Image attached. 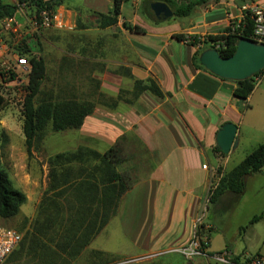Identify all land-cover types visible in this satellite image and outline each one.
Returning a JSON list of instances; mask_svg holds the SVG:
<instances>
[{"label":"rangeland","instance_id":"374dc122","mask_svg":"<svg viewBox=\"0 0 264 264\" xmlns=\"http://www.w3.org/2000/svg\"><path fill=\"white\" fill-rule=\"evenodd\" d=\"M0 1L5 4H16V0ZM143 1L137 6L125 7L126 17L130 18L128 12L135 14L136 22L138 21L139 24L128 23L141 28L147 27L150 32L157 31L161 25L153 26L154 20L145 15V2L148 0ZM66 2L77 4L81 0H66ZM210 2H212V6H216L220 0H210ZM208 5L210 6V4ZM19 13L20 15L16 17L14 23V27L19 29L17 34L6 30L5 20L0 21V41H3L10 49L5 56V61L11 67L8 77L0 76V98L4 100L0 109V160L3 168L14 181L15 188L26 192L30 198V205L27 204L22 208L20 214L13 220L7 222L0 220V226L16 229L22 234L24 242L26 236L32 233V224L37 216L39 205L49 189V160L52 157L63 153H77L82 150L81 157L78 156L77 159L65 164V167L70 169L68 173L72 174L71 177L89 175L98 180L101 175L103 176L100 159L91 153L103 156L115 144L110 146L102 140V105L113 108L108 105L114 104L120 96L122 100L119 101H131L134 98L132 93L134 80H131L133 81L132 87L126 85L120 88L117 97L106 93V91H114V73L120 72L119 69L109 64V61L126 58L125 55H120L121 48L126 49L127 55L131 53L129 50L131 36L123 26L117 24L115 27L98 32L96 23L93 22L94 19L86 11H78V15L74 17L68 11L61 9L57 13L55 11V14L63 15L62 22L56 18L55 26L41 28L36 32L33 23H31V20L36 17V10L33 6L24 5ZM119 20L121 23L123 22L122 15ZM237 22V18H234L229 21L228 25L212 26L204 35L181 32L179 34L185 35L190 42L194 37L198 40H207L209 37L223 36L224 33L235 28ZM84 28L90 29L91 32L84 33ZM152 37V35L147 38L140 36L137 39L152 44L154 42ZM173 45H175L172 48L173 56L177 59L183 57L177 44ZM190 45L191 43L187 44V46ZM195 48L196 51L200 49L199 46ZM26 50L42 57L46 65V78L42 83L39 95L35 98L36 106L44 102L59 103L65 100L95 104L93 114L87 117L83 127L79 130L53 132L49 126L34 141L31 156L26 153L23 134V108L28 93L31 66H17L13 56L14 53H17L19 58H26L29 62L31 56L20 53ZM135 56L138 57L136 54ZM107 83L109 86H104ZM256 88L252 101L248 102L250 106L247 109L244 107L242 110L248 111L244 126L245 141L233 153L232 160L227 163L228 171L264 143V94H262L264 79ZM116 145L119 155V166L116 167V171L130 178L133 184L130 191L137 187L135 194L132 195L135 198V206H130L131 194L126 196L130 192L128 191L119 203L118 209L123 206L121 216L117 210L110 220L113 223L110 225L109 222L78 257L71 259L66 258V255H61L57 264H119L138 256L135 254L134 244L142 224L145 222L146 225V219L149 218L148 213L146 214L144 198L145 183L150 179L160 158L149 150L137 135H125L124 138L116 141ZM217 156L221 155L217 154ZM61 167L63 166H58V169ZM219 169L222 168L219 167L214 172L213 188L219 184V182L216 183L220 176L217 173ZM249 176L245 194L238 202H234L233 196L226 194L216 204H212L210 201L206 212V220L214 229L213 247L228 246L237 256H240V259L256 256L264 258V215L257 223L250 224L254 216L264 213V168L259 174L253 176L250 174ZM48 197H52L53 200H57L63 205L67 195L59 197L57 193L50 192ZM205 199L203 204L206 203ZM60 207L68 208L66 204ZM61 208L52 209L50 212L57 214V210L60 211ZM242 228H245V232H242ZM21 247L22 244L4 264H41L38 263L37 256L29 253L27 249L19 260L14 261L15 253ZM40 254L42 255V253ZM146 259L147 257L137 259L139 261L133 264H142L143 261H147ZM159 259L160 264L183 263L182 257L175 253L159 257ZM209 261L212 262L211 264H218L215 261Z\"/></svg>","mask_w":264,"mask_h":264},{"label":"crops","instance_id":"0c3cea01","mask_svg":"<svg viewBox=\"0 0 264 264\" xmlns=\"http://www.w3.org/2000/svg\"><path fill=\"white\" fill-rule=\"evenodd\" d=\"M142 2L144 1L131 0L124 4L123 22L139 24L138 21L136 22L135 14L128 12L130 18L126 17L125 7L137 6ZM156 2V0L145 2V15L154 20L153 26L161 25V28L150 32L147 27H143L146 30L145 34L128 31L131 36L130 55H127L126 49L121 48L120 55H125L126 58L111 60L109 64L117 69L129 68L134 80L146 81L149 77L155 79L166 94L165 98L160 99L146 93L132 105L124 101H119L114 108L102 105L104 142L112 146L124 135H137L148 149L160 158L159 164L145 183L144 198L146 214L148 213L149 218L146 219V225L145 222L142 224L134 244L135 254L138 256L130 259L147 257V261H143L142 264H160L159 257L173 254L170 252L172 249L184 246L189 241L193 222L202 208L204 199L213 188L214 172L219 167L222 168L217 183L225 173L231 171L226 169V165L232 160L233 153L245 141L244 126L248 111L242 110L250 106L248 102L252 101L257 90L256 88L247 101L236 99L233 95L235 83L215 77L206 70H196L192 65L196 48L178 42L174 36L183 35L179 32L204 35L212 26L228 25L231 19L239 16L243 4H259L264 7V0H220L216 6H212V2L208 0L206 4L197 7L189 17L174 16L167 21H160L151 8ZM74 3L70 4L65 0L64 5L56 9V13L64 9L76 17L78 11H86L97 26V15L108 14L112 10L114 0H81L77 4ZM149 9L154 17L149 16ZM57 17L56 15L55 20ZM123 22L119 20L118 25L122 27ZM96 31L103 30L97 27ZM83 32H91V30L84 29ZM149 35L153 36L152 44L137 39L140 36L147 38ZM173 44H177L183 57L177 59L173 56L172 48L175 47ZM113 83L116 85L114 91H106V93L117 97L119 89L126 85L132 87L133 81L115 74ZM104 86H109V83ZM226 123H233L238 127V146L222 159L213 149L216 146L217 133ZM12 182L15 186L13 180ZM136 188L126 194V196L131 194L130 206H135V198L132 195L135 194ZM23 193L27 197V202L22 208L30 202L26 192ZM122 207L118 209L119 216ZM112 223L113 221L110 225ZM212 242L213 233L210 243L211 253L231 250L228 246L213 247ZM237 258L240 259V256ZM182 259V264L212 263L207 259H197L192 262L183 257Z\"/></svg>","mask_w":264,"mask_h":264},{"label":"trees","instance_id":"16d2710c","mask_svg":"<svg viewBox=\"0 0 264 264\" xmlns=\"http://www.w3.org/2000/svg\"><path fill=\"white\" fill-rule=\"evenodd\" d=\"M168 4L174 11L177 18L189 17L193 11L208 2V0H156ZM129 0H114L112 10L108 14L97 15V27L102 30L112 28L119 23L122 15V8ZM31 5L36 10V15L47 11L53 18L58 7L64 5L63 0H16V4H5L0 1V21L6 19H16L20 9L24 5ZM149 16L154 17L151 9ZM123 28L135 34H145V30L140 26H132L124 21ZM83 29V28H80ZM87 29V28H84ZM241 36L228 37L226 48L220 52L222 57L229 58L236 51V46L241 38L251 40L253 34V25L248 22L245 30H237ZM178 42L197 47L200 43L196 37L189 41L185 35H175ZM224 37H209L207 40L223 39ZM206 42V41H204ZM208 48L199 50L192 57V65L196 70H206L201 66L199 57ZM23 55L31 56L29 59L31 71L29 74L28 93L24 101L23 108V134L25 137V147L28 156H31L33 143L47 130L49 126L53 132H64L68 130H79L83 127L87 117L93 114L94 103L77 102L74 100H65L59 103L44 102L35 105V98L39 95L43 81L46 78V65L42 57L31 54L28 50L20 52ZM120 72L114 74L121 75L130 80H134L129 68L121 67ZM207 71V70H206ZM208 72V71H207ZM259 74H264V70ZM258 74V75H259ZM255 76L245 81L234 82L236 87L233 95L236 99L247 101L256 89ZM133 96L128 104H133L140 96L150 93L157 98H165L166 94L161 90L158 82L149 77L146 81L134 80ZM121 95V94H120ZM169 96V95H168ZM121 96L116 99L114 104L108 105L116 107ZM4 100L0 98V109ZM124 136L119 139L124 138ZM214 153L225 158L220 149L215 146ZM82 150L77 153L57 154L49 160V189L39 205L37 216L32 224V233L28 234L22 247L15 253L14 261L21 258L23 252L27 249L33 253L41 264H57L61 255L66 258H76L90 244L92 239L105 228L112 217L116 214L119 203L123 196L132 189L133 184L127 175L119 174L116 167L119 166L117 145L115 144L103 156L97 153H91L100 159L103 167V176L98 180L87 175L81 177H71L69 167L70 163L81 157ZM58 166H63L58 169ZM264 168V144L251 152L246 158L238 164L233 170L225 173L215 191L213 192L211 202L216 204L226 194L233 196V201L238 202L245 194L247 186V177L257 174ZM222 169L218 174H222ZM50 192L57 193L59 197L67 195L65 198L66 209H62L61 203L48 197ZM26 195L15 188L8 172L3 168L0 160V220L11 221L16 218L26 204ZM57 210V214H51L52 209ZM264 213L254 216L250 224H255L261 220ZM16 230V229H15ZM245 232V228L241 229ZM20 233V232H19ZM21 234V233H20ZM20 244V245H21ZM54 245V246H53ZM19 248V247H18ZM39 253H42V255ZM38 254V255H37Z\"/></svg>","mask_w":264,"mask_h":264},{"label":"built area","instance_id":"2783aa9c","mask_svg":"<svg viewBox=\"0 0 264 264\" xmlns=\"http://www.w3.org/2000/svg\"><path fill=\"white\" fill-rule=\"evenodd\" d=\"M55 15L53 18L47 11L40 13L39 17L31 20L33 23L34 31H38L41 28H51L54 25ZM237 25L232 28L231 31L223 34V39L216 40H203L200 39L198 44L201 48L214 49L219 53L226 48L228 37L237 35L241 36V32L237 30H245L248 22L253 25V34L251 41L256 44L264 45V7L259 4H243L240 7V14L237 17ZM6 30L12 31L15 34L19 32V29L14 27L15 19H6ZM206 41V42H204ZM10 49L3 42L0 41V76L8 77L11 71V67L8 62L5 61V56ZM14 59L17 66L29 67L30 62L26 58H19V54L14 53ZM255 85L259 86L263 79L264 74L255 75ZM215 188V187H214ZM214 188H211L202 208L197 214L193 226L192 234L186 245L172 249L170 252L179 254L189 262L197 259H207L217 262L218 264H264V258L261 256L245 257L244 259H238L237 256L229 249L218 253L210 252L211 235L213 233V226L206 220V212L208 204L211 201V195H213ZM22 234L13 228L0 226V264H4L8 258L18 249L22 242ZM139 260H128L119 264H133Z\"/></svg>","mask_w":264,"mask_h":264},{"label":"water","instance_id":"95a60500","mask_svg":"<svg viewBox=\"0 0 264 264\" xmlns=\"http://www.w3.org/2000/svg\"><path fill=\"white\" fill-rule=\"evenodd\" d=\"M151 8L160 21L174 17V11L166 3L156 2ZM199 61L215 77L233 82L245 81L264 70V45L241 38L233 56L224 58L218 51L207 49L202 52ZM237 132L238 127L235 124L226 123L217 133L216 146L223 154L228 155L232 149L237 148Z\"/></svg>","mask_w":264,"mask_h":264},{"label":"bare ground","instance_id":"6f19581e","mask_svg":"<svg viewBox=\"0 0 264 264\" xmlns=\"http://www.w3.org/2000/svg\"><path fill=\"white\" fill-rule=\"evenodd\" d=\"M57 20H58L59 22H62V21H63V15H59V16L57 17Z\"/></svg>","mask_w":264,"mask_h":264}]
</instances>
